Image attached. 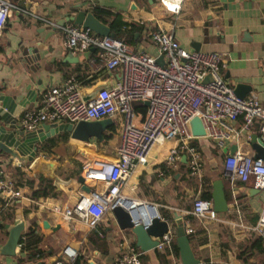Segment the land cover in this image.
I'll return each mask as SVG.
<instances>
[{
  "label": "crops",
  "instance_id": "crops-1",
  "mask_svg": "<svg viewBox=\"0 0 264 264\" xmlns=\"http://www.w3.org/2000/svg\"><path fill=\"white\" fill-rule=\"evenodd\" d=\"M8 1L51 22L22 17L14 9L0 29V91L10 96L13 103L25 101L17 123L23 111L36 107L44 91L67 75L78 80L81 90L94 83L107 87L119 78L118 69L104 68L97 48L90 51L64 48L56 21L75 0ZM80 4L87 11L95 6L103 8L132 24L135 29L127 43L152 56H158L148 38L149 31L154 29L169 31L186 50H193L192 42H197L198 50L222 53L224 65L219 74L223 81L232 88L236 83L249 85L250 90L243 96L253 94L264 108V0H230L224 6L219 0H182L177 13L167 10L160 0H80ZM142 106H133L136 121L143 114ZM110 119L111 126L102 134L108 135L106 140L90 137L79 141L70 138L68 132L65 139H59L58 132L36 144L37 157L56 162L54 178L34 173L28 163L0 152L4 176L20 194L0 205V246L9 227L23 223L15 253L0 254V264H36L49 257L63 262L61 250L65 245L75 248L76 256L84 259V264H113L126 245L134 242L131 233L118 229L110 210L92 228L77 216L66 220L60 212L52 210V206L60 209L72 206L85 192L84 187L89 189L90 183L77 181L83 159L115 158L120 115ZM239 124L237 118L233 126L238 128ZM248 134L259 137L257 120L250 125ZM51 137L55 138L50 147H40ZM248 140L249 137L239 134L223 148L234 144V150L252 156ZM197 143L201 156L198 173L186 172L184 156L180 157L181 163L166 165L164 158L172 142L164 141L151 148L146 163L137 165L119 189L122 195L153 203L160 219L169 218L168 230L173 234L170 250L164 247L144 251L143 264H173L178 259L172 251L175 226L172 212L178 214L185 228L191 229L186 236L198 264H264V241L249 229L264 200V190L254 188L251 180L230 183L222 177L227 209L216 212L220 221L198 220L188 212L194 197L210 193L211 182L216 178L213 174L218 172L215 157L218 149L205 139L200 138ZM43 220L48 226H42ZM28 229L32 232L25 234Z\"/></svg>",
  "mask_w": 264,
  "mask_h": 264
},
{
  "label": "built area",
  "instance_id": "built-area-1",
  "mask_svg": "<svg viewBox=\"0 0 264 264\" xmlns=\"http://www.w3.org/2000/svg\"><path fill=\"white\" fill-rule=\"evenodd\" d=\"M182 0H160L167 10L177 13ZM16 10L22 17L51 22L25 8L16 7L8 0H0V29ZM64 48L83 51L91 47L99 50L105 69H118L119 78L110 86L103 87L89 100L80 97L81 87L73 75H67L60 83L48 87L42 94L40 103L23 111L19 117V127L33 131L41 123H70L112 118L120 115L117 140L114 147L115 158L104 161L87 158L80 162L78 174L83 182L90 183L89 191L83 192L70 207L52 210L60 212L66 220L77 216L89 228L95 226L103 213L113 205L121 206L129 215L132 225L144 224L153 216H158L153 203L120 194L119 189L137 165L146 163L154 145L171 141L164 161L171 166L184 156L190 173L201 168L200 149L197 141L205 139L217 149L239 134L249 137V127L258 121L259 138L264 146V108L253 94L237 97L231 86L219 74L223 64L222 53L218 51L186 50L173 35L163 29L149 31L148 38L155 46L162 64L155 56L141 49L132 48L122 38L99 35L88 28L66 22L60 25ZM130 101H146L139 120ZM196 116L203 128V135H192L189 120ZM239 118L238 128L233 122ZM42 156V154H40ZM37 156V155H36ZM222 177L230 183H245L251 180L256 189L264 190V163L244 152L234 150L224 155ZM19 192L4 176L0 156V198L5 202L18 198ZM128 202V207L121 201ZM148 207L153 215L144 221L135 218L129 210ZM198 220H216V212L209 199L194 197L188 211ZM264 241V200L256 220L249 227ZM191 229L185 228V232ZM173 234L168 230L157 237L154 249L170 250ZM63 262L70 264L76 257V249L65 245L62 250ZM143 251L127 244L125 250L115 257L113 264H141ZM173 264H180L178 259Z\"/></svg>",
  "mask_w": 264,
  "mask_h": 264
},
{
  "label": "water",
  "instance_id": "water-1",
  "mask_svg": "<svg viewBox=\"0 0 264 264\" xmlns=\"http://www.w3.org/2000/svg\"><path fill=\"white\" fill-rule=\"evenodd\" d=\"M223 6L230 0H219ZM64 22L80 25L99 35H110L113 33L109 31V27L99 21L91 11H87L81 7L80 0H75L67 7L65 15L56 21V25H62ZM193 50H198V43L192 42ZM93 47L89 48V51ZM34 56L37 55L34 53ZM155 61L162 64V56L155 57ZM103 83H94L90 87L83 88L80 91V97L83 101L91 99L98 90L103 88ZM233 93L242 98L245 91H249V85L243 83H236L234 85ZM25 101L13 103L10 96L0 91V152L9 155L23 163H28L29 168L34 173H42L47 178H54L56 162L52 159H43L37 157L36 151L38 142H41L46 137L52 136L58 132H68L69 137L79 141H87L88 138L94 137L98 140L102 138L104 130L111 126L110 118H102L92 121H78L74 125L70 123H41L36 130L24 131L19 127L16 118L23 108ZM145 106L146 101L135 102ZM189 129L192 135H203V128L196 116L189 120ZM249 144L252 150L253 158H260L264 163V146L259 137L255 134L249 135ZM235 145L232 144L228 148L225 147L221 151L225 153H232ZM183 158V157H182ZM77 181L82 182V177L77 176ZM222 180L216 178L211 182L210 201L212 209L215 212H224L227 209L226 199L224 196ZM256 190V189H255ZM84 191L88 192V187H84ZM110 212L114 218L115 224L119 230H126L133 235L134 244L141 251L152 250L159 237L168 228V217L159 218L153 216L144 224L132 225L128 213L119 205H113ZM174 221V243L177 248V256L180 264H198V259L194 257L186 236L184 223L176 212L171 213ZM42 226H48L46 220L42 221ZM23 223L17 222L8 228L6 239L0 246V254L13 255L15 246L18 242L20 231ZM56 261V257H49L45 262H38L36 264H51ZM29 264V263H27Z\"/></svg>",
  "mask_w": 264,
  "mask_h": 264
},
{
  "label": "trees",
  "instance_id": "trees-1",
  "mask_svg": "<svg viewBox=\"0 0 264 264\" xmlns=\"http://www.w3.org/2000/svg\"><path fill=\"white\" fill-rule=\"evenodd\" d=\"M91 10H92L91 11L92 14L99 21H101L103 23H105V22L107 23V25L109 27V31H111L113 33V37L123 38L126 42H128L130 40V38L132 37V32L135 29L132 24H129V23H126V22L122 21L118 14H116V13L112 14V13H110L109 11H107V10H105L103 8L95 6ZM140 109H142V108H140ZM67 136H68V133L64 131V132L58 133L56 135V138L65 139ZM54 138L55 137H51V138L46 139L44 141V143L42 144V146L40 145V147H44V146H47V148L50 147L53 144V142H54ZM102 138L104 140H106L108 138V135H102ZM215 157H216V167L218 169V172L216 174H213V176L216 177V178H220L223 181V178L221 176V170H222L221 160L223 158V153L218 149L215 152ZM178 162L181 163L180 160ZM188 170L189 169L186 168V172H188ZM42 194H45L44 190L42 191ZM200 197L201 198H205V199H210V193L207 191L206 193H203L202 195H200ZM3 201L4 200L2 198H0V205L3 203ZM31 232L32 231L30 229H28L25 234L31 233ZM128 233H130V232H128ZM96 234L97 233L95 231L94 232V236H96ZM130 244L132 246H134L136 249L140 250L137 246H135L134 242H131ZM172 251H173L174 256L178 257L177 256V248H176L174 242L172 244ZM163 253H165V252H163ZM165 254H167V253H165ZM140 259H141V256H140ZM84 262H85L84 259H82L79 256H76L74 258V260L70 264H84ZM141 264H143L142 259H141Z\"/></svg>",
  "mask_w": 264,
  "mask_h": 264
},
{
  "label": "bare ground",
  "instance_id": "bare-ground-1",
  "mask_svg": "<svg viewBox=\"0 0 264 264\" xmlns=\"http://www.w3.org/2000/svg\"><path fill=\"white\" fill-rule=\"evenodd\" d=\"M120 204L123 206H126V207H128V205H129V203L125 202L124 200H122ZM129 210L132 212V214L135 218H139V219H142L144 221L148 220V218L153 215L152 210L148 207H145V208L140 209V210L136 207H131V208H129ZM151 212H152V214H151Z\"/></svg>",
  "mask_w": 264,
  "mask_h": 264
},
{
  "label": "rangeland",
  "instance_id": "rangeland-1",
  "mask_svg": "<svg viewBox=\"0 0 264 264\" xmlns=\"http://www.w3.org/2000/svg\"><path fill=\"white\" fill-rule=\"evenodd\" d=\"M130 105L134 106L135 105V101H130ZM189 183H191V182H189Z\"/></svg>",
  "mask_w": 264,
  "mask_h": 264
}]
</instances>
